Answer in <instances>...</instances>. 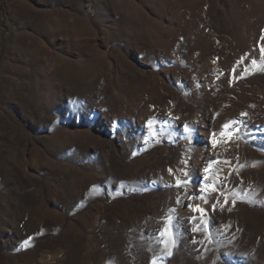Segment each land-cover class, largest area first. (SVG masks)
Instances as JSON below:
<instances>
[{
	"label": "rangeland",
	"instance_id": "1",
	"mask_svg": "<svg viewBox=\"0 0 264 264\" xmlns=\"http://www.w3.org/2000/svg\"><path fill=\"white\" fill-rule=\"evenodd\" d=\"M262 49L264 0H0V264H264Z\"/></svg>",
	"mask_w": 264,
	"mask_h": 264
},
{
	"label": "snow or ice",
	"instance_id": "2",
	"mask_svg": "<svg viewBox=\"0 0 264 264\" xmlns=\"http://www.w3.org/2000/svg\"><path fill=\"white\" fill-rule=\"evenodd\" d=\"M261 51H262V52H264V49H262ZM253 63L255 64V63H256V61H253ZM149 124H151V121L149 122ZM186 127H187V126H186ZM224 127H225V128H228V127H229V125H224ZM170 171H171V170H170Z\"/></svg>",
	"mask_w": 264,
	"mask_h": 264
}]
</instances>
